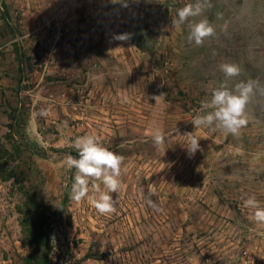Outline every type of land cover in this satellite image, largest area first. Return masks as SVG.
<instances>
[{
	"label": "rangeland",
	"instance_id": "374dc122",
	"mask_svg": "<svg viewBox=\"0 0 264 264\" xmlns=\"http://www.w3.org/2000/svg\"><path fill=\"white\" fill-rule=\"evenodd\" d=\"M193 2L128 0L125 8L111 0H0L1 29L18 31L28 18L52 40L50 27L60 20L79 56L88 52L91 61L107 54L103 40L112 42L116 27L130 29L146 58L138 67L152 78L146 85L163 94L126 125H72L67 132L39 125L29 134L27 113L9 114L11 130L0 129V264H264V225L242 203L254 195L264 207V97H253L239 136L191 123L225 80L220 63L241 68L230 86L264 84V0H211L204 16L216 34L202 46L188 42L187 24L171 26L177 9ZM108 61L117 70L127 66ZM145 89L138 84L135 92ZM156 127L165 137L160 148L150 135ZM189 132L200 139L194 155L186 148ZM86 134L124 157L114 213H98L88 198L70 199L75 169L64 160Z\"/></svg>",
	"mask_w": 264,
	"mask_h": 264
},
{
	"label": "crops",
	"instance_id": "0c3cea01",
	"mask_svg": "<svg viewBox=\"0 0 264 264\" xmlns=\"http://www.w3.org/2000/svg\"><path fill=\"white\" fill-rule=\"evenodd\" d=\"M20 22L13 33L0 28V129L10 130L12 111L27 113L24 129L29 134L37 132L39 125L66 132L72 125H126L135 111L142 113L140 108L154 104L152 97L161 95L157 87L146 85L152 78L138 67L146 58L130 39L110 42L105 38L107 54L91 61L88 52L79 56L70 28L63 40L54 42L38 32L28 18ZM119 33H130V29L116 27L114 34ZM43 42L47 46L42 52ZM108 60L127 66L117 70ZM122 76H126L128 86ZM96 81L102 83L97 85ZM138 84L146 89L135 92ZM41 109L47 110V116L39 115Z\"/></svg>",
	"mask_w": 264,
	"mask_h": 264
},
{
	"label": "clouds",
	"instance_id": "9594fccd",
	"mask_svg": "<svg viewBox=\"0 0 264 264\" xmlns=\"http://www.w3.org/2000/svg\"><path fill=\"white\" fill-rule=\"evenodd\" d=\"M112 4L128 7V0H111ZM211 0H194L177 9L176 16L171 18V26L174 29L187 24L189 33L187 40L196 46H202L205 40L215 36L216 29L209 22L204 13L212 7ZM202 17L199 20L195 18ZM130 33L113 34L114 41H127ZM219 70L224 74L225 80L213 89L211 98L201 102L200 112L191 123L197 128L214 127L215 129L239 136L241 130L249 123L247 108L254 96L264 97V84L258 80H240L233 86L229 81L240 76L241 68L233 62L219 64ZM163 94L153 96L158 102ZM48 112L41 109L39 115L47 116ZM150 135L154 146L160 148L164 144V133L159 128H154ZM187 150L189 155H194L200 144L192 132L185 133ZM73 148L76 155H67L64 163L70 169H75L73 182L70 189V199L76 203L88 198L92 206L100 214H111L116 211L113 193H118L122 187L121 174L124 157L105 147L94 134L78 136L73 140ZM99 181L100 183H95ZM91 189L95 196H89ZM101 184L103 188H101ZM243 207L250 210V218L257 224L264 225V207L253 196H247L242 200ZM148 205L153 206V201L148 200Z\"/></svg>",
	"mask_w": 264,
	"mask_h": 264
},
{
	"label": "built area",
	"instance_id": "2783aa9c",
	"mask_svg": "<svg viewBox=\"0 0 264 264\" xmlns=\"http://www.w3.org/2000/svg\"><path fill=\"white\" fill-rule=\"evenodd\" d=\"M51 38L54 42H60L66 36L65 29L61 26L60 20L54 22V26L50 27Z\"/></svg>",
	"mask_w": 264,
	"mask_h": 264
},
{
	"label": "trees",
	"instance_id": "16d2710c",
	"mask_svg": "<svg viewBox=\"0 0 264 264\" xmlns=\"http://www.w3.org/2000/svg\"><path fill=\"white\" fill-rule=\"evenodd\" d=\"M135 43V45L137 46V47H139L140 48V44L139 43H137V42H134ZM9 128H10V130H11V126H9ZM0 148L2 149L3 148V145H1V143H0ZM4 150V149H3ZM42 235H43V232H42ZM40 260H42V258H40ZM29 261V260H28ZM27 261V262H28ZM39 264H40V262H39Z\"/></svg>",
	"mask_w": 264,
	"mask_h": 264
}]
</instances>
